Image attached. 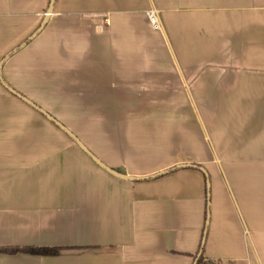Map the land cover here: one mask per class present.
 <instances>
[{
    "label": "crops",
    "instance_id": "obj_1",
    "mask_svg": "<svg viewBox=\"0 0 264 264\" xmlns=\"http://www.w3.org/2000/svg\"><path fill=\"white\" fill-rule=\"evenodd\" d=\"M50 2L0 0V62L40 27ZM37 70L59 81H114L113 95L194 81L183 96L163 87L138 99L151 110L164 103L160 141L155 127L130 126V141L117 143L130 150L120 168L49 113L127 176L182 164L206 174L119 179L73 141L24 140L0 102V250L59 249L0 252V264H194L203 241L206 261L264 264V0H55L45 28L6 59L2 76L15 89L12 81ZM0 96L14 95L0 83Z\"/></svg>",
    "mask_w": 264,
    "mask_h": 264
},
{
    "label": "rangeland",
    "instance_id": "obj_2",
    "mask_svg": "<svg viewBox=\"0 0 264 264\" xmlns=\"http://www.w3.org/2000/svg\"><path fill=\"white\" fill-rule=\"evenodd\" d=\"M193 82L186 81L190 89H192ZM12 83L15 89L17 88L71 128L94 149L95 153L106 154L113 161L117 160L119 168L123 167L120 164L127 162L125 158L130 150L117 143L130 141L129 130H126L130 126H138V129L155 127L154 141L156 143L160 141V134L156 130L159 131L157 128L164 124L158 116L164 103L157 102L151 110L149 103L142 104L145 101L137 102L138 99L141 97L151 99L152 93H162L160 91L163 87L170 89L175 95L181 93L182 96L185 89H189L183 87L181 81H170V85L169 81H165L164 86L139 85L134 92L131 91V94L124 92L123 95H113L112 91H119L121 87L114 81H87V79L86 81L84 79L83 81L81 79L59 81L51 76L50 71L46 70H37V76L30 75L28 81H12ZM6 99L0 96V102L6 103L7 108L14 113L15 134L22 133L24 140L30 138L29 140H35L37 143H51L55 144L53 146L59 145L60 147L64 145V142L72 141L58 127L16 96H13L12 101L9 98ZM136 113L139 116L153 113V117L146 118L145 116L137 119L134 116ZM210 120L202 118V125L209 124ZM21 121L25 126L19 127L22 125ZM156 152L155 154L165 155L168 151L161 149Z\"/></svg>",
    "mask_w": 264,
    "mask_h": 264
},
{
    "label": "water",
    "instance_id": "obj_3",
    "mask_svg": "<svg viewBox=\"0 0 264 264\" xmlns=\"http://www.w3.org/2000/svg\"><path fill=\"white\" fill-rule=\"evenodd\" d=\"M55 0H51L50 5L48 7V10L45 14V17L40 25V27L25 41L23 44H21L18 48H15L11 53H9L3 61L0 62V83L14 96L19 98L21 101L38 111L40 114H42L46 119H48L51 123H53L56 127H58L62 132H64L95 164H97L100 168L105 170L106 172L110 173L111 175L122 179V180H128L132 182L136 181H146L158 178L160 176H163L164 174L168 173L171 170H177V169H183V168H195L201 170L203 173L206 174L205 170L202 167L191 165V164H182L177 165L176 167L165 170L162 172H159L157 174L147 176V177H133V176H127L125 174H122L118 172L117 170L105 165L97 156H95L85 145L84 143L71 131L69 130L64 124H62L59 120H57L55 117H53L49 112H47L45 109L41 108L39 105H37L35 102L27 98L25 95L19 93L17 90H15L13 87H11L6 81L3 79L2 76V68L3 65L10 56H12L14 53H16L19 49L24 47L28 42L33 40L47 25V22L49 20L50 15L53 12ZM208 189H209V182L207 183Z\"/></svg>",
    "mask_w": 264,
    "mask_h": 264
},
{
    "label": "trees",
    "instance_id": "obj_4",
    "mask_svg": "<svg viewBox=\"0 0 264 264\" xmlns=\"http://www.w3.org/2000/svg\"><path fill=\"white\" fill-rule=\"evenodd\" d=\"M203 245H204V241L200 247L199 253L195 257L194 264H214L210 261L204 260ZM0 252H5V253L22 252V253H28V254L40 255V256H55L58 254L59 249L58 248L24 247V248H5V249H1Z\"/></svg>",
    "mask_w": 264,
    "mask_h": 264
},
{
    "label": "built area",
    "instance_id": "obj_5",
    "mask_svg": "<svg viewBox=\"0 0 264 264\" xmlns=\"http://www.w3.org/2000/svg\"><path fill=\"white\" fill-rule=\"evenodd\" d=\"M149 16V20H150V24L151 26L154 28V29H159L160 28V25H159V22L157 20V17L156 15L153 13V12H150L148 14Z\"/></svg>",
    "mask_w": 264,
    "mask_h": 264
}]
</instances>
